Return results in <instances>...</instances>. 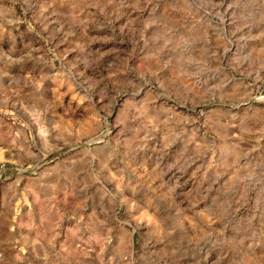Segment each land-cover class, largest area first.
I'll return each instance as SVG.
<instances>
[{
	"label": "rangeland",
	"instance_id": "rangeland-1",
	"mask_svg": "<svg viewBox=\"0 0 264 264\" xmlns=\"http://www.w3.org/2000/svg\"><path fill=\"white\" fill-rule=\"evenodd\" d=\"M0 264H264V0H0Z\"/></svg>",
	"mask_w": 264,
	"mask_h": 264
}]
</instances>
